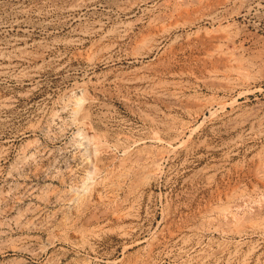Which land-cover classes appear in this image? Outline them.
I'll return each instance as SVG.
<instances>
[{
  "label": "rangeland",
  "instance_id": "374dc122",
  "mask_svg": "<svg viewBox=\"0 0 264 264\" xmlns=\"http://www.w3.org/2000/svg\"><path fill=\"white\" fill-rule=\"evenodd\" d=\"M0 52V264H264V0H0Z\"/></svg>",
  "mask_w": 264,
  "mask_h": 264
},
{
  "label": "bare ground",
  "instance_id": "6f19581e",
  "mask_svg": "<svg viewBox=\"0 0 264 264\" xmlns=\"http://www.w3.org/2000/svg\"><path fill=\"white\" fill-rule=\"evenodd\" d=\"M125 9V8H124ZM220 29V28H219ZM166 31V30H165ZM150 33V32H149ZM164 34V33H163ZM159 36V33L157 32V33H153V34H149L146 38H144L143 39V41H144V44H146V45H148V47H147V50L144 52V50H143V52H141V51H137L136 52V55H145V54H148L149 52H151L154 48H156L157 47V42H158V40H157V37ZM76 39V38H75ZM220 39V38H219ZM226 39V38H225ZM68 40V39H67ZM143 41H142V43H143ZM220 42V41H219ZM143 44V45H144ZM94 47V46H93ZM107 47V46H106ZM108 48V47H107ZM143 48V47H142ZM218 50V49H217ZM100 52V51H99ZM4 55V53L3 52H0V57L1 56H3ZM93 55H95V54H93ZM171 60V59H170ZM10 65V64H9ZM5 66L6 65H4V64H0V74H3V73H5L6 72V70L4 69L5 68ZM167 70V69H166ZM148 77V76H147ZM149 78V77H148ZM131 79V78H130ZM138 79V78H137ZM161 83H162V81H161ZM156 92L157 93H159L160 92V90L158 89V90H156ZM176 92V91H175ZM79 97V96H78ZM8 103L6 102V100L5 99H2V98H0V109L2 108V107H6V105H7ZM103 136V135H102ZM96 142H98V141H96ZM97 146V145H96ZM142 156V155H141ZM128 161V160H127ZM159 165V164H158ZM154 171V170H153ZM150 173V172H149ZM152 175V174H151ZM236 254V253H235ZM231 256V255H230Z\"/></svg>",
  "mask_w": 264,
  "mask_h": 264
}]
</instances>
